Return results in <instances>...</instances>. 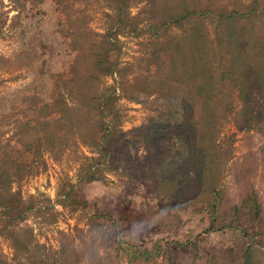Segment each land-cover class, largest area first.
Listing matches in <instances>:
<instances>
[{
    "label": "rangeland",
    "instance_id": "1",
    "mask_svg": "<svg viewBox=\"0 0 264 264\" xmlns=\"http://www.w3.org/2000/svg\"><path fill=\"white\" fill-rule=\"evenodd\" d=\"M179 101L192 137L151 139ZM246 248L264 264V0H0V264Z\"/></svg>",
    "mask_w": 264,
    "mask_h": 264
},
{
    "label": "trees",
    "instance_id": "2",
    "mask_svg": "<svg viewBox=\"0 0 264 264\" xmlns=\"http://www.w3.org/2000/svg\"><path fill=\"white\" fill-rule=\"evenodd\" d=\"M26 1H28V0H26ZM42 1L43 0H36L37 4H40ZM52 1H53L54 6H56V8H57L58 0H52ZM13 2H14V0H13ZM54 90L55 89H51V91H50L51 95H47L45 98L38 99L40 101V103H41L40 104L41 105L40 113H44L45 110H48L50 107L54 106L57 103V101H52V98L54 96ZM181 104H182V102L179 101L178 104L176 105V108L178 107V110L176 109L175 114L177 116L176 120H177L178 125L176 127H174L175 128V132H171L170 131V132H166V133L162 134L161 132L154 131L153 127H151L152 126L151 125L150 127H148L149 135H150L151 139L155 140L157 138H161V137H164V136H167V135H169V137L171 135H174L178 139H183L184 142L181 143V144H185V143H187V141H189V139L192 137L191 136L192 134L187 129L183 128L184 129L183 130L182 129L183 126L181 125V124H183L182 120H185L187 118V115L180 110L182 108ZM62 105H64V104L62 103ZM62 121H63V117H60L55 123L62 124ZM49 122L50 121L47 120V121H43V124H39V126H34V125L30 126V128H28V131H30V132H32V131L33 132H39V130L41 132L46 131L47 132L46 137H48V141H50V143H52V140L50 139V137L53 136V129L50 126ZM25 124L28 126V121H26ZM185 128H188V127H185ZM48 133H49V135H48ZM203 138H204V135L202 134V135H199L198 139L202 141ZM105 141L106 140L101 139L102 143H104ZM183 147H185V146L183 145ZM154 149H156V148H154ZM209 207L212 210H214V208H215L214 204H211ZM232 210L234 212H236L237 208L233 207ZM150 254H151L150 252H146L144 250H139V257L141 259H143V261H148V257H149ZM242 259H243L242 260V264H251L250 263V259H249V249L248 248L245 249V251H244V253L242 255Z\"/></svg>",
    "mask_w": 264,
    "mask_h": 264
}]
</instances>
